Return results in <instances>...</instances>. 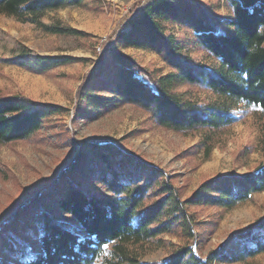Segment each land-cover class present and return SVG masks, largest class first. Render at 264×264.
I'll return each instance as SVG.
<instances>
[{"label": "trees", "instance_id": "obj_1", "mask_svg": "<svg viewBox=\"0 0 264 264\" xmlns=\"http://www.w3.org/2000/svg\"><path fill=\"white\" fill-rule=\"evenodd\" d=\"M225 2L231 17H222L192 0H150L137 6L127 26L113 35V42L110 38L101 43L99 64L89 73L88 83L77 90L82 100L79 110L86 104L93 109L92 116L98 117L122 105H134L164 128L186 133L206 130L203 142L208 150L209 141L237 117L227 102L185 98L176 91L179 85L207 88L226 100L253 105L264 115V0ZM85 3L0 0V13L36 23L48 33L80 34L67 26L45 24L42 17L50 10ZM163 21L188 28L195 44L220 66L184 58V44L165 34ZM125 47L153 51L172 70L156 77L123 52ZM73 60L70 55H40L26 48L0 59L39 72ZM64 111L58 104L0 90V143L27 140L42 129L48 117ZM83 144L51 182L0 223V264H208L189 244L174 247L165 259L141 261L139 248L157 242L164 233L181 231L194 236L190 216L162 169L114 141L87 140ZM88 180L100 187H86ZM262 191L264 165L244 174L205 180L186 202L232 209ZM263 252L264 218L234 236L231 253L221 248L227 261ZM216 254L210 252L209 259Z\"/></svg>", "mask_w": 264, "mask_h": 264}, {"label": "rangeland", "instance_id": "obj_2", "mask_svg": "<svg viewBox=\"0 0 264 264\" xmlns=\"http://www.w3.org/2000/svg\"><path fill=\"white\" fill-rule=\"evenodd\" d=\"M150 0H86L83 6L50 10L42 17L48 25H63L80 34L48 33L40 25L0 13V59L19 54L24 48L40 55H70V63L39 72L0 61V90L8 95L23 94L40 102L61 105L66 111L51 115L40 131L27 140L0 143V223L17 206L51 182L68 164L84 141L110 140L162 169L190 216L194 236L168 232L159 240L140 247L141 261L167 258L174 247L192 246L208 264H264V252L245 260H224L221 248L231 253L234 236L244 233L264 218V191L232 209L208 204H188L199 185L221 174H244L264 165V115L245 102L226 100L200 86L181 84L176 91L199 102H227L237 120L205 147L206 130L179 132L158 125L149 113L125 104L102 116L77 90L88 83L89 73L100 60V45L121 28L137 6ZM222 17H231L225 0H192ZM164 32L184 44L183 56L191 62L219 67L220 62L195 44L192 32L171 21H163ZM222 24V28H226ZM231 29H233L231 27ZM156 77L172 68L157 53L134 47L121 48ZM147 80V78H145ZM87 109L91 111L87 114ZM86 187L100 186L85 181ZM65 218H69L64 216ZM33 241L34 237L30 236ZM216 254L209 259L210 252ZM96 264V263H94Z\"/></svg>", "mask_w": 264, "mask_h": 264}, {"label": "built area", "instance_id": "obj_3", "mask_svg": "<svg viewBox=\"0 0 264 264\" xmlns=\"http://www.w3.org/2000/svg\"><path fill=\"white\" fill-rule=\"evenodd\" d=\"M100 50V49H99Z\"/></svg>", "mask_w": 264, "mask_h": 264}]
</instances>
